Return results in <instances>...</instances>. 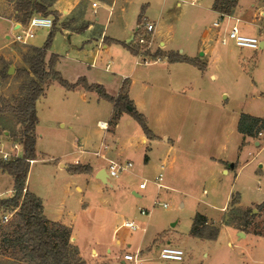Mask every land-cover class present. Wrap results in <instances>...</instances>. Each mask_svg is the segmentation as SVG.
<instances>
[{
	"label": "rangeland",
	"instance_id": "1",
	"mask_svg": "<svg viewBox=\"0 0 264 264\" xmlns=\"http://www.w3.org/2000/svg\"><path fill=\"white\" fill-rule=\"evenodd\" d=\"M43 1L50 3L51 0ZM88 1L92 3L97 0ZM212 1L116 0L111 8L109 3L100 2L96 12L91 11L90 17L93 16L94 19L96 14L99 17L98 24L104 29V33L107 36L122 39V41L136 35L138 30L142 34L141 24L145 18L148 21L155 22L153 34L156 31L162 33L159 40L167 42L169 46H165L166 48L177 49L183 46L186 51L184 56L191 53L195 57L203 59L199 51H196V47L204 40V32L206 38L212 36L216 39L217 29L211 28V24L220 18L219 13L211 8ZM240 2L244 6L253 3L248 13L240 12V14H237V6L232 12L241 19L239 23L240 31L248 35H256L259 40L264 41V32L260 31L261 28H264V0H240ZM8 6L13 7L10 3H8ZM77 7L74 11L75 15L81 16V8ZM51 11L53 14L46 15L53 19V26L49 29L34 28L33 37L27 41V44L13 41V32L8 31V29L6 34L10 36L6 39L5 33L3 34L4 21L0 19V44L5 45L8 50L13 49L15 52L12 57L9 55L8 61H4L0 51V141L5 146L7 145V148L11 146L12 142L9 140H12V138L8 139L4 136L2 130L7 129L12 133L10 135L20 136L23 126L18 124V118L5 110L4 106L15 104L22 98L28 84V77L19 74L18 70L24 69L25 66L22 64L21 59L16 56V53L23 57L24 54L32 52L31 46L42 47L51 31L52 38L48 49L60 57L59 71L62 77L72 82L84 70L83 64L90 65L98 49L97 38L93 37L91 28L82 30L83 27L80 26L79 32H76L71 27L66 26L69 25L72 17L68 19H63V17L69 14L72 16L73 10L68 11V13L63 12L64 15L58 9H53V7H51ZM260 11L263 13L260 14ZM0 14L6 16L7 12L2 10ZM158 21L161 25L156 23ZM137 25L139 28L134 31ZM153 34H145V37L151 38L154 43ZM153 43L150 45L151 52L154 49V51L158 50L157 44L154 46ZM219 45L222 46V44ZM130 46L140 53L141 46L136 42H130ZM222 49L224 50V48ZM241 50L245 51L243 64L238 67L232 66V70L223 69L221 63L212 65L210 67L212 70L219 69V72L224 73H220L216 78H209L205 74L201 91L195 88L191 92L198 97L197 99H200L195 100V103L196 107H201V111L195 112L201 114H193V117L188 120L189 123H193L196 135L201 133L204 139L203 143H199V140L196 139L195 142L190 144V147L193 150L196 148L205 149L209 154L221 158L226 154L230 160L229 163H234V168L230 169L229 174L220 173L219 169H216L217 171L211 177V181L205 183H202L196 175H193L187 180L188 184L184 187V192H180L181 194L162 190L158 202H166L168 205L166 208L159 203L151 208L152 200L155 197L153 194L155 189L153 184L147 182V188L144 192L146 191L147 194L151 192L152 198H143L145 201L140 207L145 209L147 204L146 209L150 207L151 213L149 217L138 215L134 220L141 227H146L143 243L146 247L144 246L145 248L138 252L140 261L137 264H264V236L261 235L264 231V209L258 210L257 207L258 203L264 200V131H261V135L257 134V136L251 137L252 142L241 146V136L235 131V128L232 129L235 126L237 115L242 111L264 117V47L255 52L250 49ZM147 52L150 51L142 54ZM174 52H177V50ZM115 57L113 47L106 51H100L96 63L101 68L102 73L109 74L111 72L109 69L104 70L105 63L108 58L113 62ZM132 63H128V69ZM184 65H180V67L187 66ZM10 66H12L13 71L8 73ZM160 68L159 64L152 66L140 65L135 69L134 77L137 80L148 79V75L163 77L167 72L160 71ZM141 84L143 83L138 81L134 89L141 91ZM162 94L161 88L152 85L141 91L139 95L140 100L143 101L139 112L145 117L148 127L149 124L154 125L159 122L157 109L164 103L161 102ZM91 95L87 94V98ZM79 97L75 91H67L65 87L57 82H53L47 87L45 96L38 99L36 103L38 116L36 127L38 133L43 134V139L37 141L40 147H46L49 143L46 140V137L51 134L49 127L51 125L52 127L56 126L55 119L59 116L63 115L66 121L71 120L73 116L83 118L86 116L85 105L78 101ZM175 99H184V97L177 95ZM78 103L80 107H77ZM199 115L201 116L199 117ZM199 121L202 123L198 124ZM8 134L5 133V135ZM254 141H260V143L256 145ZM223 145L226 147L225 151H223ZM21 151H23V147L17 151L19 156H22ZM169 155L172 156L174 153L169 152ZM46 170L45 163H32L28 172L27 183L29 182L30 186L40 184L42 187H45L48 182L54 184L55 187L51 197L55 204L67 207V210L74 212L76 208H73L70 204L75 203V199L80 192L74 189L73 185L76 182L70 183L71 178L69 176H73L75 172L64 170L62 173L55 175ZM148 173L151 176L156 175L158 169L156 167L149 168ZM45 178L47 181H45ZM111 180L115 181V178H111ZM138 182L137 177L132 179V184L137 185ZM67 185L69 191L65 192L64 189L67 188ZM79 185L82 186V183H79ZM12 187V178L0 170V194L5 197L11 194V191L13 194ZM231 192H234L233 200L237 199L238 193L240 194V202L245 206L240 209L242 212L252 210L251 213L254 216L251 217V223L244 228V230L252 232H248L245 237H239L233 231L230 235L228 231L221 228L215 238L194 235L192 229L195 215L200 213L205 216L208 219L209 226L212 224L217 225L222 215L221 207L226 204ZM226 212L230 213L229 208ZM237 213L241 215V212ZM100 214L102 215H97V217L102 216L103 220L83 223L80 227L77 226V242L83 254L89 251V246L92 245L91 241L95 239L99 241L98 244H93L95 247L101 249L100 246L105 245L102 246V251L109 247L110 252L107 259H103V256H101L94 260L84 261V264H133L127 261L122 262V255L127 249L131 253H135L134 247H126L124 241H126V238L130 241H137L142 230L132 231L131 235H126L125 228L112 238L113 227L121 223L122 216L108 221L107 214L103 215L102 212ZM237 215L236 219L233 220L235 226L242 221L240 215ZM232 216L234 215L230 213V218ZM156 220L165 222V228L167 229V239L165 240H171V245L183 250L182 261H166L159 257L163 242L158 238L155 240L154 234H152ZM173 222H176L174 226L170 224ZM212 231V228H209L206 233ZM115 238L121 239L123 243L121 245L115 244ZM0 264L22 263L12 257L0 254Z\"/></svg>",
	"mask_w": 264,
	"mask_h": 264
},
{
	"label": "crops",
	"instance_id": "2",
	"mask_svg": "<svg viewBox=\"0 0 264 264\" xmlns=\"http://www.w3.org/2000/svg\"><path fill=\"white\" fill-rule=\"evenodd\" d=\"M115 1L116 0H97L98 6L96 8H93L91 2L88 0H54L51 3V7L55 10L58 9L63 15V12L68 13V11L73 10L72 16L69 14L63 17V19L72 17L69 25H66L67 27H71V29L76 32H79L80 26L83 27L82 30L91 28L93 30V37L97 38L98 49L96 50L93 60L90 65L83 64L84 70H82L71 83L76 82L79 78H84L89 84L94 83L102 85L109 95L116 97L122 93V85L127 82V96L138 111L141 110L143 104V101H141L139 97L141 91L149 86L156 85V87L161 88L163 91L161 102H164L162 106L157 109L159 122L154 125L149 124L152 135L147 136L135 119L127 112H122L118 119L112 123L113 103L109 100L100 98L96 92L85 90L81 85L71 89L66 88L67 91H75V93L80 96L78 101L84 103L86 116L84 118L73 116L71 120L69 119L66 121L65 117L61 115L55 119L56 126L52 127L51 125L49 127L51 134L46 137V140L49 142L46 147H40L37 142L43 139V134L38 133L36 127L35 151L37 158L30 163V166L32 163L36 162L45 163L47 166L46 171H50L55 175L62 173L64 170H71L70 168L74 166L83 168V171H77L73 173V176H69L71 178L70 183L76 182V184L73 185L74 189L80 192L79 196L75 199V203L70 204V206H73L76 210L71 212V210H67V207L55 204L51 197V193L55 187L54 184L45 182L47 184L45 187H42L40 184L30 186L29 182L27 183L28 173L25 184L30 192L40 197L43 206V214L48 219L60 222L70 228V242L77 247L79 255L84 261L94 260L101 256H103V259H107L110 248L107 247L105 251H102V246H105L102 245L100 246L101 249H98L95 245L98 244L99 241L95 239L91 241L92 245L89 246V251L83 254L77 242V226L80 227L83 223H93V221L103 220L102 216L97 217V215H102L100 214V212H102L103 215H108V221L122 216L121 223L113 227L112 238L125 228L126 235H131V233H133L132 231L136 230L124 227L122 223L125 220L134 221L138 215H146L149 217L151 208L154 206V200H152L151 208L149 207V209H146V204V213L142 214L140 212V205L145 201L143 198H152V195H150L151 192L148 194L146 191L144 192L147 188V182L154 185L155 190L153 194L155 197L157 194L159 197L162 190L181 194L180 192H184V187L188 184L187 180L193 175H196L202 183H205L206 181H211V177L217 171L216 169H219L220 173L229 174L230 169L234 168V163H229L230 160L226 154L221 158L209 154L205 149L196 148L193 150V148L190 147V144L195 142L196 139L199 140V143H203L204 139L201 133L196 135L194 131L196 129L193 123H189L188 120L193 117V114H201L195 112L201 111V107H196L195 103V100L200 99H197L198 97L191 92H193L195 88L201 91L204 75L207 74L209 78H216L220 73H224L219 72V69L212 70L210 67L221 63L223 69L232 70V66L238 67L240 64L244 63L245 51L237 48L232 43L221 46L216 41L215 37L211 36L206 38L207 36L204 32V40L196 47V51H199L203 59H199L191 53L185 55L201 63L203 68H199L194 63L168 59L167 54L169 52L175 53L174 51L177 50V53L184 55L186 51L183 46L177 49L166 48L165 46H169L167 42L159 40L162 33L156 31L153 34L154 43L153 40L152 43L154 46L157 44V51L162 52V54L154 55L156 51H154L155 49L153 46L152 48L154 50H152V52L150 50V52L145 54H140L138 51L136 54L132 53L129 47H131L130 42H134V39H131L132 37L134 38V36L124 41L119 38L107 36L104 33V29L98 24L99 17L96 16V14L94 19L93 16L90 17L91 11L96 12L100 2L109 3L111 8ZM8 3L12 4V2L7 0H0V12L2 10H6L7 12L6 16L0 14V19L4 21L3 27L5 28L3 29V34L5 33L6 39L10 36L6 34L7 29L13 32L14 29L18 28V24H21L15 20L13 7L8 6ZM78 4H80V6H78ZM252 4L253 3L249 4V6H244L239 0L236 13H248ZM77 6L81 8V16L75 15L74 11H76L75 9ZM150 22L155 25V22ZM156 23L161 25L160 21ZM136 28L134 31H136ZM261 30L264 32V28H261L260 31ZM123 43H127L129 47L123 45ZM112 47L116 57L113 62L110 58L106 60L104 70L107 71V69H109L111 72L109 74H104L96 63L97 57H99L100 51H106ZM263 47L264 42L262 41L260 48ZM222 48H224V50ZM0 51L2 52L4 61H8L9 55L12 57L15 53L13 49L8 50L3 44H0ZM51 54L55 53L47 49V60ZM16 56L21 59L22 64L25 66L24 68L28 70V65L24 62L23 57H21L22 55L20 56L16 53ZM57 58L54 68L59 71L60 57ZM131 62L133 63L128 69V63ZM155 64H159L161 67L160 71L163 70L167 72L165 76L160 77L157 75L156 77H151L148 75V79L140 80L134 77L135 69L138 66H152ZM184 64L187 66L180 67V65L185 66ZM30 75L32 76L31 73ZM138 81L139 83H143L140 85L141 91H136L134 89ZM51 83L44 88L43 97L45 96L47 87ZM87 94L92 95L87 98ZM177 95H181L185 100H176L175 97ZM77 107H80L79 103ZM241 113L264 118L250 112L242 111L237 115L235 126L232 127L233 130L235 128V131H237V122ZM200 116L201 115H199V117ZM201 123L202 122L199 121L198 124ZM2 132L8 139L12 138V140H9L10 142L18 145L16 151L22 149L21 136H12L10 135L12 133L7 129H3ZM5 132L9 133V136L5 135ZM238 134L241 136V146L253 141L251 137H244L239 132ZM254 143L257 145L260 141H254ZM8 144L10 145L11 143ZM0 146L3 148L5 147L4 149L6 151H10V147L8 146L7 148V145L5 146V144H2V141H0ZM225 148V145H223V151H225ZM21 152L23 153V151ZM169 152H173L174 155L170 156ZM18 157L20 156L18 155ZM113 161L121 164L130 162L131 166L121 171L117 177H109L107 176V169L110 162ZM230 164H232V166ZM152 167L158 169V173L153 176L148 173L149 168ZM84 168L88 169L86 170ZM160 172L163 174L161 180L163 187L158 189L154 178ZM101 176L106 178L110 185L104 184L99 178ZM146 176L150 179H147L148 177ZM135 177L139 179L137 185L132 184V179ZM111 178H115V181H112ZM45 181H47L46 178ZM141 182H145V187H139ZM79 183H82V186L79 185ZM64 191H69L68 185L67 188L65 187ZM233 194L234 192H231L226 204L221 207L222 215L218 224L215 226H217L218 229H225L229 234L234 232L239 235V237H245L248 232L252 231L244 230L240 224L235 226L233 223L229 225L223 223L226 210L230 208L231 205L239 209L245 207L240 202V194L238 193L236 200H233ZM12 195L11 191V194L3 197L7 198ZM135 223L139 226L137 230H142L141 235L135 242L126 238L124 245L128 248L133 246L135 252L138 253L146 247L143 244L146 227H141L137 222ZM170 224L174 226L176 222ZM253 233L260 234L256 232ZM152 234H154L155 240L158 238L163 242L162 246L172 243L171 240H165L167 239V229L165 228V222L163 220L155 221ZM114 242L117 245L123 243L121 239L118 238H115ZM228 244L230 243L228 242ZM125 252L130 251L127 249ZM122 262H124V260H122Z\"/></svg>",
	"mask_w": 264,
	"mask_h": 264
},
{
	"label": "trees",
	"instance_id": "3",
	"mask_svg": "<svg viewBox=\"0 0 264 264\" xmlns=\"http://www.w3.org/2000/svg\"><path fill=\"white\" fill-rule=\"evenodd\" d=\"M7 1L12 2L15 20L20 23H25L35 13L53 14L50 7L54 0H51L50 3L43 0ZM237 3L238 0H213L211 8L216 12L232 13ZM51 38L52 32L50 31L42 47L31 46L32 52L23 55L28 70L24 68L18 71L19 74L28 77L26 92L15 104L4 106V109L17 117L23 126L20 134L23 153L20 157L0 160V170L7 173L13 181V195L0 199V254L12 257L22 264H84L77 247L70 242V228L60 222L48 219L43 214L40 197L25 188L30 160L37 158L35 151V128L38 123L37 100L43 96L44 88L53 81L68 89L81 85L85 90L94 91L100 98L113 103L112 123L118 119L122 112H127L147 136H151L152 133L143 114L133 106L132 101L127 96V82L122 85V93L114 97L109 95L102 85L89 84L84 78H79L74 83L65 80L60 72L54 68L58 56L51 54L49 59H46ZM123 45L129 47L127 43H123ZM129 49L135 54L138 51L132 47ZM159 54V51L154 53V55ZM167 57L174 61L194 63L199 68H203L201 63L177 52H169ZM237 131L244 137H255L258 132L264 131V118L241 113L237 122ZM70 169L73 172L83 171V168L76 166ZM84 169L87 170L88 168ZM257 207L258 210L264 209V201L259 203ZM251 211L249 209L242 212L239 208L231 205L229 212L234 216L230 218V213L226 212L223 223L228 225L233 223L237 212H241V215L238 214L242 220L240 225L246 228L251 223V217L254 216ZM6 212H12V216L8 221L2 222L1 215ZM209 228H212L213 231L206 233ZM218 231L216 226L208 225L205 216L200 213L195 215L192 229L194 235L215 238ZM262 235L264 236V231Z\"/></svg>",
	"mask_w": 264,
	"mask_h": 264
},
{
	"label": "built area",
	"instance_id": "4",
	"mask_svg": "<svg viewBox=\"0 0 264 264\" xmlns=\"http://www.w3.org/2000/svg\"><path fill=\"white\" fill-rule=\"evenodd\" d=\"M93 8L98 6L97 1H93L91 3ZM219 13V20H215L211 24V28L217 29L216 41L219 44L227 45L228 43H232L239 49H250L252 51H256L260 48L261 40H259L256 35H248L242 33L239 28V23L241 22L240 17L233 13ZM260 14L263 12L260 11ZM53 26V19L41 13H35L31 15L25 23L18 24V28L13 30V41H17L23 44H27V41L33 37V29L34 28H51ZM155 25L146 20L141 24V29L143 33L136 30L137 33L134 35V42H136L139 46H141L140 54L146 51H150V45L152 43L151 38H146L145 34H153ZM139 28V26H138ZM264 42V41H263ZM260 135L261 132H258ZM18 145L16 143H12L10 146V151H6L3 147L0 146V160H8L10 158H16L18 156L17 150ZM33 160H30V163ZM131 166V163L128 162L126 164H121L117 162H110L109 167L107 169V173L109 177H117L121 171L126 170L127 167ZM163 174L160 172L154 179L156 182V186L158 189L162 188L161 184ZM140 188L145 187V182H141L139 184ZM4 198L0 194V199ZM161 204L162 207L166 208L168 205L166 202H158V194L154 199L155 204ZM140 212L142 214L146 213V209L140 208ZM12 216V212H6L1 215V221L6 222ZM122 226L130 228L131 230H137L139 226L132 220H125L122 223ZM159 257L166 261L179 262L182 261L183 258V250L177 246L166 244L160 248ZM122 259L127 262H132L133 264H137L140 259L138 258V253L124 252L122 255Z\"/></svg>",
	"mask_w": 264,
	"mask_h": 264
},
{
	"label": "water",
	"instance_id": "5",
	"mask_svg": "<svg viewBox=\"0 0 264 264\" xmlns=\"http://www.w3.org/2000/svg\"><path fill=\"white\" fill-rule=\"evenodd\" d=\"M138 29V27L136 28V30ZM131 39H133V37L131 38ZM11 71H13V68H12V66H10L9 68H8V73L9 72H11ZM5 133H7V132H5ZM231 166H232V164H230ZM101 172H104V171H101ZM107 174V173H106ZM108 176V175H107ZM100 178V180L104 183V184H106V185H110V183L108 182V180L106 179V178H104V177H99Z\"/></svg>",
	"mask_w": 264,
	"mask_h": 264
}]
</instances>
